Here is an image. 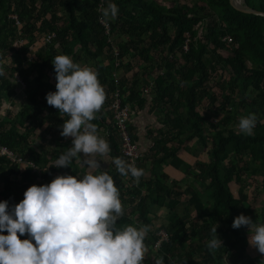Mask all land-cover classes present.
<instances>
[{
	"label": "trees",
	"instance_id": "trees-1",
	"mask_svg": "<svg viewBox=\"0 0 264 264\" xmlns=\"http://www.w3.org/2000/svg\"><path fill=\"white\" fill-rule=\"evenodd\" d=\"M114 2L119 12L107 22V32L100 11L107 0H0V66L5 71L0 77V145L41 172L29 165L21 169L0 154V201L14 205L34 184H47L57 175H83L77 158L70 166H54L72 138L61 135L68 116L48 105L46 94L56 90L52 59L67 54L98 72L106 99L93 123L98 131L104 128L112 158L124 160L110 110L116 90L131 108L150 101L157 109L161 126L149 131L153 145L139 162L143 175L137 185L125 182L114 164L106 170L122 202L118 226L139 227L141 222L149 227L156 205L167 212L157 230H166L169 240L154 251L157 231L150 239L146 235L155 264H257L249 252V226L233 228L232 223L241 213L252 219L251 205L264 192L259 188L264 189V15L237 10L230 0ZM244 3L264 13V0ZM16 74L25 84L18 111L3 106L7 100L15 104L21 85ZM249 113L258 117L251 136L233 126ZM37 129L58 135L53 149L43 136L41 145H34ZM190 147L193 165L179 155ZM169 164L188 176L170 181L164 171ZM148 167L150 178L145 177ZM189 176L209 190L207 200ZM247 178L256 185L251 200ZM233 182L239 185L238 197ZM259 207L256 214L264 223V205ZM214 227L223 244L210 250ZM147 254L144 264H153Z\"/></svg>",
	"mask_w": 264,
	"mask_h": 264
},
{
	"label": "clouds",
	"instance_id": "clouds-1",
	"mask_svg": "<svg viewBox=\"0 0 264 264\" xmlns=\"http://www.w3.org/2000/svg\"><path fill=\"white\" fill-rule=\"evenodd\" d=\"M100 11L101 22L107 23L117 17L119 8L114 0H107ZM52 63L56 90L46 94V101L68 116L61 135L72 137V146L59 155L54 166H70L73 158L83 157L88 167L99 169V156L114 164L121 175L130 173L138 180L143 169L120 157L109 161V142L91 122L106 99L98 72L67 54L56 55ZM4 75L0 66V77ZM257 122V115L249 113L239 118L237 128L251 136ZM122 214L120 193L108 171L57 175L47 184H34L19 203L0 201V264H144L149 228L118 226ZM245 225L249 226V243L264 253V223H254L243 213L232 223L233 228ZM211 231L216 235L207 247L215 250L223 241L216 227Z\"/></svg>",
	"mask_w": 264,
	"mask_h": 264
},
{
	"label": "crops",
	"instance_id": "crops-1",
	"mask_svg": "<svg viewBox=\"0 0 264 264\" xmlns=\"http://www.w3.org/2000/svg\"><path fill=\"white\" fill-rule=\"evenodd\" d=\"M131 111H132V113H131L130 126L132 128V132L134 134V137H135L136 141L139 144L140 150H141L142 154L144 155V154L149 152V150L151 149V147L153 145V141L150 138L149 131L151 129H156V128H159L161 126V124H160V122L158 120L159 118H158V114H157V109H155L153 107L152 103L149 101L143 107H138L136 105L135 107L131 108ZM91 122L93 123V121H91ZM94 124H96V123L94 122ZM98 132H99V134L101 136H103L105 138V135L103 134V132H104V128L103 127H100V131H98ZM37 145H41V141ZM183 152H184L183 150L180 151V153H179L180 157H182L190 165H193L195 163V159H194V163L189 162L187 160V156H184L182 154ZM205 156H206V154H205ZM107 158H108L109 161L111 159H113L112 156L110 155V153L108 154ZM200 158L202 159V158H206V157H204V155H201ZM96 159L99 160V166H100L99 169H93V168L88 167L87 161L83 157H80L79 159H77V162L79 163L81 169H83V175L86 172H89V171L95 173V172H98V171H101V170L106 171L110 167H112V164L110 162L103 160L101 157L97 156ZM146 164L149 165L150 161L147 160ZM25 167H26L25 163L21 164V169H25ZM145 171H146L145 172V177H149L150 178L152 176L150 168L148 167ZM164 171L170 176V181L171 180H177V179L180 180V179H183L184 176H186L184 171L176 168L175 166H173L171 164L165 165L164 166ZM122 176H123V180L126 182V180H128V175H122ZM261 201H262V199L259 200L258 202L257 201L254 202V203H256L255 205L257 206V205H260ZM152 207L156 208V210L155 211H150L151 225L148 227L149 230L147 232V234L149 236V239L152 238V234H155V232L157 231V228L159 226V221H161L160 223H162V220L166 217V214H167L166 210L163 209V208H160V207L158 208L156 205H154ZM251 207H252V210H253V205ZM257 212H258V209L253 210L252 221L254 223H261V217H257V214H256ZM137 224L139 226L143 225V224H141V222H137ZM247 230L249 232V227L247 228ZM145 245L147 247V253H149V251L151 253L149 255V257H150L149 260L151 259V262L153 264H155L154 263L155 262L154 261V256L155 255H153L155 252L150 250V248H151L150 245L151 244L150 245L145 244ZM153 249H154V246H153ZM154 251H156V250L154 249ZM249 252H250L251 256L256 259V263L257 264H264V253H260L258 251V249L253 247L251 244L249 246ZM147 253H145V257H147V255H148Z\"/></svg>",
	"mask_w": 264,
	"mask_h": 264
},
{
	"label": "built area",
	"instance_id": "built-area-1",
	"mask_svg": "<svg viewBox=\"0 0 264 264\" xmlns=\"http://www.w3.org/2000/svg\"><path fill=\"white\" fill-rule=\"evenodd\" d=\"M13 17L16 19L17 24H19L20 22L17 16L14 15ZM103 24L106 27V31L109 32L110 30L109 24L108 23H103ZM54 36H55V33H53L52 35H48L45 38V40L50 42L52 37ZM223 39L226 40L227 42H232L233 40L231 36H225ZM118 65L119 63L116 62V66ZM16 77L19 83L22 86H25L24 82L18 77V75H16ZM115 77L117 78L118 76L115 74ZM149 89L150 87L145 88V93H149ZM110 110L113 113V118H112L113 125L115 126L118 132V136L120 138L122 156L124 157V160L126 162L132 163L138 168L139 162L142 159L143 154L140 150L138 142L134 139L133 134L131 133V130H130L131 113H132L131 105L123 103V98L121 96V92L119 89H117L116 92L114 93V99L110 105ZM0 154L7 156L13 162H17L20 164L25 163L26 165H29L33 167L35 170H37L38 172H40L38 167L34 163L24 161L22 157L18 156L17 154H15L14 151L8 149L5 146L0 145ZM122 179H123V176H122ZM39 180L43 181L41 177H39ZM126 181H129L130 184L134 183L135 185H137L138 183V180L134 178L133 176H131L130 173L128 174V180ZM156 234L158 236V239L155 242L154 246L156 249H158L161 247L164 241L169 240V234L164 229L157 230Z\"/></svg>",
	"mask_w": 264,
	"mask_h": 264
},
{
	"label": "rangeland",
	"instance_id": "rangeland-1",
	"mask_svg": "<svg viewBox=\"0 0 264 264\" xmlns=\"http://www.w3.org/2000/svg\"><path fill=\"white\" fill-rule=\"evenodd\" d=\"M182 1H184V0H182ZM188 1H192V0H188ZM17 75V74H16ZM23 89H24V86H22V85H20V87H19V93L17 94V96H16V100H15V104L14 105H10V101L9 100H7V101H5L4 103H3V106L5 107V108H12L13 110H16V111H18L19 110V108H20V106H21V104L25 101V95H24V93H23ZM9 101V102H8ZM3 114H4V112H2ZM212 119V118H211ZM213 121H214V119H212ZM238 124V123H237ZM237 124H233V126H235V127H237ZM42 129H37L35 132H34V135H33V137H32V139H33V141H34V145H37V144H39V142L41 141L42 142V136H43V143L44 144H46V146H48V147H50L51 149H53L54 147H55V145H54V143L56 144V143H58V141H56L55 142V140H54V138H57L58 137V135H54L53 136V132L51 133V134H42ZM42 134V135H41ZM194 148L193 147H190V149H186V150H183L184 152L182 153L184 156H187V160L189 161V162H191V163H194V159H195V153L193 152V151H191V150H193ZM208 151V150H207ZM185 173V172H184ZM186 174V173H185ZM188 175H186V176H184V177H187ZM16 178V177H15ZM189 178L192 180V182H195V185H197V187H199L200 186V190L202 191V194H203V197H204V199L205 200H207L208 199V193H209V190L208 189H206V188H203L204 186L202 185V182L198 179H196V178H194V177H190L189 176ZM177 180H179V179H177ZM183 179H180L179 181H182ZM256 181L258 182H261L262 181V178L261 177H258L257 179H256ZM127 182V181H126ZM245 182L248 184V186H247V191H248V193H249V199L251 200L252 198H253V196H254V194H253V192L255 191V187H256V185L254 184V183H252L251 182V180L249 179V178H247L246 180H245ZM262 186H260L259 185V188L261 189V191L263 192L264 191V189L263 188H261ZM231 189H232V191H233V193H234V195L236 196V197H238V191H239V185L237 184V183H235V182H233L232 184H231ZM260 200L262 199V201L260 202V205H255L256 203H252V205H253V210H256V209H258L259 210V206H263L264 205V192H263V194H261V196H260V198H259ZM251 205V206H252ZM155 211V210H154ZM161 221H159V226L158 227H160V223ZM154 249H155V246H154ZM153 255H155V253L153 254ZM148 258H149V256H148ZM154 260H156V256H154ZM150 261H151V259H150Z\"/></svg>",
	"mask_w": 264,
	"mask_h": 264
},
{
	"label": "water",
	"instance_id": "water-1",
	"mask_svg": "<svg viewBox=\"0 0 264 264\" xmlns=\"http://www.w3.org/2000/svg\"><path fill=\"white\" fill-rule=\"evenodd\" d=\"M230 2L237 10H240L242 12L264 15L263 12L258 11L256 9H252L249 5L245 4L244 0H230Z\"/></svg>",
	"mask_w": 264,
	"mask_h": 264
}]
</instances>
